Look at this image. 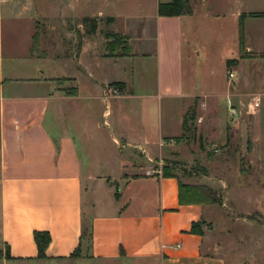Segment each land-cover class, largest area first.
<instances>
[{"label": "crops", "instance_id": "0c3cea01", "mask_svg": "<svg viewBox=\"0 0 264 264\" xmlns=\"http://www.w3.org/2000/svg\"><path fill=\"white\" fill-rule=\"evenodd\" d=\"M171 1L102 0L105 12L98 17L112 19V32L126 38L130 47L127 54L109 55V41L94 40L100 32L99 20L95 34L88 35L81 23L93 18L83 12L93 0H58L60 7L48 30L44 27L48 19L37 14V4L51 0H17L14 7L28 14L31 30L27 55L46 61L34 67V73L21 76L13 71L3 76L0 17V244L6 248L7 260L38 262L33 241L37 231L50 236L43 262L227 264L220 253L222 242L211 246V238L204 233L206 216L217 206L212 187L182 182L176 174L166 172L165 176L152 166L162 156L174 164L181 145L165 141L182 133V119L191 102L211 99L218 106L214 93L197 94V82L184 69L183 21L194 16L157 14L159 3ZM244 2L263 6L239 7L235 19L264 12V0ZM18 17L11 15L16 21L11 32L22 26L16 24L23 20ZM75 19L82 26L79 33L68 25ZM251 20L244 26V50L263 55L260 59L264 60V18L255 25ZM124 50L121 46L120 52ZM9 57L13 61L18 56L11 50ZM227 60L237 61L230 70L246 69L245 59H225L224 64ZM250 60L254 66L258 63V58ZM47 62L51 67H46ZM147 62L154 68L152 82L146 76ZM116 71L122 75L117 76ZM56 78L68 79V90L53 89L49 81ZM248 84V77L231 84L227 80L223 95L230 97L234 108L239 106L234 118L228 119L230 128L236 126L245 139L242 147L250 171L239 173H250L248 178L255 182L242 193L246 195V214L255 210L264 216V181L260 182L264 143L254 134L261 132L256 124L261 113H257L260 107L251 110L250 103L247 108L253 114L243 109L250 97L245 92ZM263 94L262 90L255 97L261 100ZM221 110L217 107L212 116L222 133L223 120L217 119ZM104 164H116V170L108 172ZM113 186L116 192L111 191ZM240 189H234L237 195ZM104 190L109 193L107 203L98 198ZM180 193L184 203H180ZM241 207L235 199L230 208L234 219H225L230 226L239 221ZM196 223L198 233L193 234L190 230ZM87 226L90 237L83 251ZM229 243L238 248L241 238ZM77 248L80 257L71 259ZM259 250L260 264H264V241Z\"/></svg>", "mask_w": 264, "mask_h": 264}, {"label": "rangeland", "instance_id": "374dc122", "mask_svg": "<svg viewBox=\"0 0 264 264\" xmlns=\"http://www.w3.org/2000/svg\"><path fill=\"white\" fill-rule=\"evenodd\" d=\"M57 1L51 0V2L42 6L41 4H37V14L43 15V18L48 19L44 21L46 25L44 27L47 30L51 27L52 22H54V12L60 7ZM101 1L93 0V4L83 11L87 15L92 16L93 19L99 20L100 32L94 37V40L106 39V35H108L106 40L109 41V55H114V53L127 54V50L120 52L121 44L123 43L121 40L122 36L114 34L111 30L112 24L98 17L99 12H105L101 8ZM191 1H193L191 15L194 17L186 18L183 21V41L185 42V51L187 52V62L184 69L187 72L188 78L197 82L199 88L197 94L199 92L208 95L214 93L217 96L214 98V101L218 103V106L212 105L213 101L211 99H203L201 101L197 99L191 102L190 108L196 110V119L192 128L194 132L180 133L178 137L165 141L169 143L174 140L176 143L178 142L177 144L181 145L179 154L174 159V164H171L170 160L162 156L153 162L152 166L159 169L162 174L166 172L176 174L182 182L187 181L200 185L205 183L209 187H212L214 190L213 197L217 200V206L214 210L212 208L206 216L207 228L204 230V233L211 238L210 245L213 246V243L216 241L222 242V251L220 253L226 258L227 264H260L262 260H260L259 249L261 248L262 241H264L262 240L264 238V216L255 210H248V214H246L247 209H245L246 207L244 208L246 195L242 193L246 189L253 188L255 182L248 178L250 173L247 176L239 173V171H250L249 165L246 162L245 149L242 147L245 139L243 133L236 126H232V128L229 126L228 119L234 118V116L231 115V106H228L226 103L227 98L223 94L227 91L226 74L228 71L233 72L235 76L232 79L233 82H236L240 77H248L249 79L245 92L250 94V97L247 98V103L243 106L244 111H247L249 114H253L247 108L252 98L259 94L260 91L263 90L264 92V60L260 59L263 55L255 52H245L243 46L244 26L246 27V23L250 19H252L253 25H255L258 19L264 18V12L245 13L240 18H234L236 10L239 7L247 10L263 5L253 4L252 6L248 3L246 4L244 0ZM14 5L15 1L0 0V17L2 18V71L4 77L8 76L9 71H13V74L17 76L34 73V67L44 65L46 62L45 60L39 61L28 57L27 52L31 42V30L28 25L29 22L26 21L28 14L21 11V9L15 8ZM78 8L77 12L80 11L78 13H81L83 9L80 8V10ZM67 13H70L69 10H67ZM13 14L15 16L18 14L21 17L20 19L23 20L17 21L18 23L16 24H21L22 26H19L16 31L11 32L10 28L16 22L10 19ZM70 20L68 21V25L74 31L76 30V33H79L77 29H82L80 20L75 19L73 22ZM36 24L38 26L39 23ZM253 44L255 46L257 42H253ZM11 50L18 56L13 61L9 57ZM31 50L33 52V47ZM48 53L51 54L50 51ZM234 58L246 60H243L244 65H246L244 71L230 70L225 66V59ZM253 58H258L256 66L251 63L252 60L250 59ZM259 63L261 66H258ZM46 65V67H51L49 62ZM53 66L52 68L55 69V66ZM146 68V76L150 77L151 80L149 82H152L154 75L153 65L147 62ZM115 73H120L117 76L122 75L121 71H116ZM49 83L53 89L68 90L69 88L68 79L56 78L50 80ZM110 88H113V86L110 85ZM188 89H191V85H189ZM231 103L233 107L232 100ZM235 106V108L233 107L234 109L239 108L237 104ZM217 107L222 109L220 111L221 114L217 116L218 121L223 120V122L219 121L220 125L223 123L225 126V131L222 133L218 130V122L214 121L212 116L214 109ZM258 111H260L261 115L256 124L261 129V132L256 131L254 134L260 135L264 143V94L261 95V106L257 110V113ZM235 112L237 111L235 110ZM237 123H240L239 119ZM231 125H233L232 121ZM242 155L244 156L242 157ZM103 166L107 167L108 172L116 170V164H104ZM261 181L263 183L264 177ZM256 185H259V182L256 181ZM238 186L241 188V194L239 195L234 190ZM111 191L116 192L115 186L112 187ZM98 198L102 202L107 203V199H109L108 191L104 190L101 192ZM235 199L238 200L239 204H242L243 207L241 208L243 209L238 213L239 221L237 224L230 226L229 220L225 219H234V213L230 212V208H233ZM219 224L221 225L220 227ZM86 225H88L87 222ZM234 238H241V244H238V248H235L234 245L228 246L231 239L233 240ZM88 243L89 240L86 232L82 244L83 251L88 248ZM246 252L248 254L252 253V255H248ZM215 253L217 252H211V254ZM7 259L9 257L6 254V248L0 244V264H102L101 262L92 263L85 260H70L68 262H54L52 260L43 262V260H38V262H31L29 260L10 261ZM246 259L247 263H245Z\"/></svg>", "mask_w": 264, "mask_h": 264}, {"label": "trees", "instance_id": "16d2710c", "mask_svg": "<svg viewBox=\"0 0 264 264\" xmlns=\"http://www.w3.org/2000/svg\"><path fill=\"white\" fill-rule=\"evenodd\" d=\"M192 5L193 1L191 0H172L170 3H159L157 6V14L159 17L173 18V17H182L189 16L192 14ZM112 19H106L107 23H111ZM82 25L87 29V34H95L98 28V21L93 18H85L81 21ZM108 35H106V39ZM122 40V48L125 50H129V45L127 39L121 37ZM236 60H227L226 67L230 68L233 64H236ZM196 119V110L194 108H189L182 119L181 130L182 134L194 132L193 123ZM163 175L168 176L167 173ZM183 186L180 185V191L183 190ZM209 197H212V194L208 192ZM117 193H115L114 197L117 198ZM180 203H184L182 199V194L180 193ZM199 224H193L190 232L193 234L198 233ZM87 232V238L89 240L90 237V228L86 227L84 230V234ZM33 241L37 249V259L45 260L46 259V250L50 244V236L47 232H37L33 233ZM80 257V249L77 248L71 255L70 258L77 259Z\"/></svg>", "mask_w": 264, "mask_h": 264}, {"label": "built area", "instance_id": "2783aa9c", "mask_svg": "<svg viewBox=\"0 0 264 264\" xmlns=\"http://www.w3.org/2000/svg\"><path fill=\"white\" fill-rule=\"evenodd\" d=\"M4 1L14 2L16 0H4ZM226 75H227L228 82L231 84L233 82L232 79H234V77H235L233 72L228 71ZM113 93L117 94L116 92H113ZM226 103L228 104V106H231L230 107L231 115L235 116L236 112H235L234 108L232 107L231 99H230L229 96L227 97V102ZM260 103H261V100L258 97H254V98H252V100H251V102L249 104V108L251 110H257L260 107ZM176 247L178 248L179 246L177 245Z\"/></svg>", "mask_w": 264, "mask_h": 264}]
</instances>
